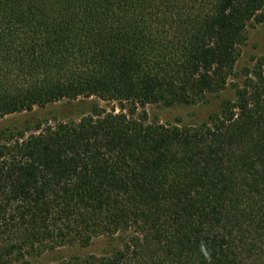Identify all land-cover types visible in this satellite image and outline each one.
<instances>
[{
	"label": "trees",
	"instance_id": "1",
	"mask_svg": "<svg viewBox=\"0 0 264 264\" xmlns=\"http://www.w3.org/2000/svg\"><path fill=\"white\" fill-rule=\"evenodd\" d=\"M264 0H0V118L97 97L0 143V264L117 238L109 254L38 264H264V55L193 127L145 106L224 90Z\"/></svg>",
	"mask_w": 264,
	"mask_h": 264
},
{
	"label": "rangeland",
	"instance_id": "2",
	"mask_svg": "<svg viewBox=\"0 0 264 264\" xmlns=\"http://www.w3.org/2000/svg\"><path fill=\"white\" fill-rule=\"evenodd\" d=\"M262 55H264V21L252 22L247 28L246 40L239 48L234 73L224 90L210 94L206 100L199 103L173 106L148 104L145 106V110L149 122L187 128L209 121L213 114L220 112L221 104L225 99L235 97L237 86L243 84L246 72L253 68ZM97 106L108 110L117 107V111H119L116 103L104 101L97 97H79L77 99L64 98L45 106H36L30 111L6 115L0 118V143L3 142L6 133L22 130L38 120H79ZM119 246L120 241L117 238L100 237L88 246L80 244L61 246L41 256L30 257L26 261L17 264L56 263L74 256L109 254Z\"/></svg>",
	"mask_w": 264,
	"mask_h": 264
}]
</instances>
